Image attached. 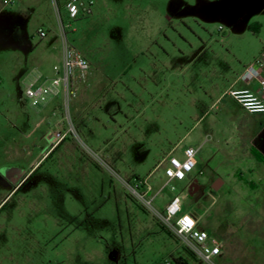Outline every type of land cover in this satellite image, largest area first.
I'll return each instance as SVG.
<instances>
[{"label":"rangeland","instance_id":"rangeland-1","mask_svg":"<svg viewBox=\"0 0 264 264\" xmlns=\"http://www.w3.org/2000/svg\"><path fill=\"white\" fill-rule=\"evenodd\" d=\"M65 1L0 0V264H196L132 193L184 144L195 166L174 189L161 176L153 206L178 194L221 240L215 264H264V177L245 168L264 113L217 100L264 40V0H83L75 18ZM62 24L94 74L69 108H43L25 83L51 71Z\"/></svg>","mask_w":264,"mask_h":264},{"label":"built area","instance_id":"built-area-1","mask_svg":"<svg viewBox=\"0 0 264 264\" xmlns=\"http://www.w3.org/2000/svg\"><path fill=\"white\" fill-rule=\"evenodd\" d=\"M13 2L14 0H3ZM83 0H66L65 8L69 18H75L80 13V5ZM84 11L90 12V7H84ZM222 29V27H220ZM39 35H47L45 29H39ZM62 57L59 63L53 65V75L41 79L40 75L33 76L25 83V94L32 99L33 104L41 103L53 96H61L66 107L69 108L70 100L76 94V88L80 81L85 80L89 61L78 51L66 37V31L62 24ZM264 47L260 53L246 66H244L240 78L246 82L256 80L258 92L251 91L249 88L230 87L222 97L229 96L237 102L246 112L264 113ZM69 130H74L73 124ZM64 131L60 136L64 135ZM197 149L192 145L183 148V157L175 154H167L163 161V174L166 178L163 186L170 185L174 189V180H183L187 177L195 166V155ZM139 189L132 188V193L142 204L153 211L159 218L161 224L167 228L184 246H186L197 258L207 264H215V258L222 251V242L219 238L209 233L208 230L201 228L198 224L199 218L184 211L181 198L178 194H173L165 203L164 211L159 212L153 202L157 198L159 191H152V186L147 179L139 180ZM164 264H172L167 259Z\"/></svg>","mask_w":264,"mask_h":264},{"label":"crops","instance_id":"crops-1","mask_svg":"<svg viewBox=\"0 0 264 264\" xmlns=\"http://www.w3.org/2000/svg\"><path fill=\"white\" fill-rule=\"evenodd\" d=\"M258 31V30H257ZM264 47V40L262 41L261 43V46L256 49L251 61L260 53L261 49ZM85 56V55H84ZM61 57H62V46L61 48L57 51V56L55 57L54 61H53V64H52V68H51V71L49 72V74H43L41 72H38L40 73L41 77H50L53 75V65L56 64V63H59L61 61ZM86 57V56H85ZM87 58V57H86ZM88 59V58H87ZM241 72L233 79V81L230 83V87H234V88H249L251 91H254V92H258V83L256 80H253V81H250V82H246L244 81L242 78H240L241 76ZM262 75H264V68L262 70ZM94 72L90 70V66H89V69H88V72H87V75H86V78L85 80L83 81H80L78 83V86L76 88V94L74 97H77L78 95H82L84 92H86L89 87H90V82H91V79H92V76H93ZM229 87V88H230ZM226 91V90H225ZM224 91L219 95V97L217 98V100H222L226 97H228L229 99H226L228 104H230V102H235L231 97L229 96H224L222 97ZM55 100H61L62 101V98L61 96H53V97H50L48 98L46 101L43 102V105L42 107L43 108H46V107H49L52 105V103L55 102ZM237 103V102H235ZM238 104V103H237ZM240 106V105H239ZM242 108V107H241ZM244 110V109H243ZM47 114V113H46ZM48 116H46L45 114L40 118L38 119V121L36 122L37 125H41V123L44 122L45 119H47ZM53 127H49V133H53L54 129ZM52 130V131H51ZM187 145H191V144H184L181 149H180V154H181V157H183V148ZM259 145H261L263 148H264V142L262 139H260L258 141V143H256L255 145H251V147L248 149V152L246 153V157H249V158H252L251 160L249 161H245L246 165H245V168H246V172H250V173H253V172H260L261 175L259 177H261L263 179L264 175H263V170L260 168V166L257 164V162H264V152L263 150H261L259 147ZM193 146V145H192ZM167 155V154H166ZM257 161V162H256ZM242 169L240 167H238L235 171V173H239L241 172ZM190 175V172L188 173L187 177ZM161 176H164V174L162 175H159L157 176L153 181H151V185L152 187L155 189V185L158 181L162 180L163 177ZM165 177V176H164ZM166 180V179H165ZM184 180V179H183ZM259 180V179H258ZM165 182V181H164ZM150 183V182H149ZM153 183V184H152ZM217 184V187H214V184ZM213 184V189H219L222 184H223V181L219 180V182H215ZM193 185V184H191ZM245 186L246 188H250L249 191H246L243 192L244 196L245 197H249V196H252V192L254 191V189L257 187V183H256V180L254 179H246L245 180ZM163 189V188H162ZM160 190V189H159ZM158 191V190H157ZM156 192V191H155ZM173 194H171L172 196ZM210 195H212L214 197V199L217 197L216 194H214V191H210ZM170 196V198H171ZM169 198V199H170ZM168 199V200H169ZM167 200V201H168ZM158 202L162 203V200H160L158 198ZM167 203V202H166ZM163 204V203H162ZM183 207V206H182ZM199 224V222H198ZM210 233V232H209Z\"/></svg>","mask_w":264,"mask_h":264},{"label":"trees","instance_id":"trees-1","mask_svg":"<svg viewBox=\"0 0 264 264\" xmlns=\"http://www.w3.org/2000/svg\"><path fill=\"white\" fill-rule=\"evenodd\" d=\"M258 23H256L255 26H249V29H252V30H255L257 31L258 30ZM191 254L193 256H195L192 252ZM165 261V260H164ZM164 261L159 263V264H164ZM172 264H189L188 260L185 258V257H182V256H176L173 258V261H171ZM196 264H202V261L199 259V262H197Z\"/></svg>","mask_w":264,"mask_h":264},{"label":"water","instance_id":"water-1","mask_svg":"<svg viewBox=\"0 0 264 264\" xmlns=\"http://www.w3.org/2000/svg\"><path fill=\"white\" fill-rule=\"evenodd\" d=\"M214 187H217V184L216 183L214 184Z\"/></svg>","mask_w":264,"mask_h":264}]
</instances>
